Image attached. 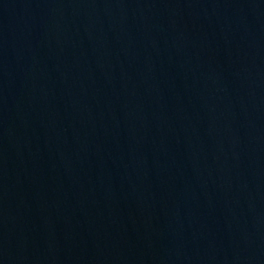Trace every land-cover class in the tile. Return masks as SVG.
Masks as SVG:
<instances>
[{"label":"water","instance_id":"water-1","mask_svg":"<svg viewBox=\"0 0 264 264\" xmlns=\"http://www.w3.org/2000/svg\"><path fill=\"white\" fill-rule=\"evenodd\" d=\"M0 264H264V0H0Z\"/></svg>","mask_w":264,"mask_h":264}]
</instances>
